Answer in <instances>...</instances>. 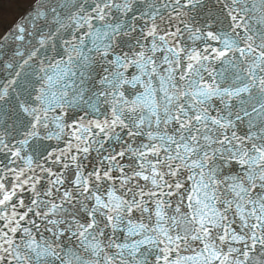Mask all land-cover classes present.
Returning a JSON list of instances; mask_svg holds the SVG:
<instances>
[{"label":"snow or ice","instance_id":"1","mask_svg":"<svg viewBox=\"0 0 264 264\" xmlns=\"http://www.w3.org/2000/svg\"><path fill=\"white\" fill-rule=\"evenodd\" d=\"M0 264H264V0H0Z\"/></svg>","mask_w":264,"mask_h":264}]
</instances>
